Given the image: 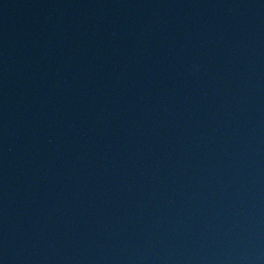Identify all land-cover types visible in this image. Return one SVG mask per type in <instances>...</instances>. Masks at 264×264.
Listing matches in <instances>:
<instances>
[{"label": "water", "instance_id": "water-1", "mask_svg": "<svg viewBox=\"0 0 264 264\" xmlns=\"http://www.w3.org/2000/svg\"><path fill=\"white\" fill-rule=\"evenodd\" d=\"M0 264H264V0H0Z\"/></svg>", "mask_w": 264, "mask_h": 264}]
</instances>
